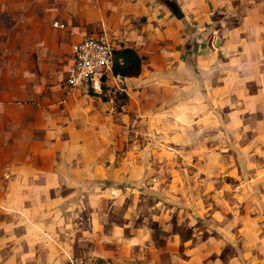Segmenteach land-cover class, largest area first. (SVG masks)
<instances>
[{
  "label": "crops",
  "instance_id": "crops-1",
  "mask_svg": "<svg viewBox=\"0 0 264 264\" xmlns=\"http://www.w3.org/2000/svg\"><path fill=\"white\" fill-rule=\"evenodd\" d=\"M59 2L58 13L37 18L45 28H33L36 40L59 36L69 48L98 30L115 49H134L140 74L111 69L103 90L137 89L170 127L119 111L104 128H83L60 107L65 77L62 93L56 84L20 97L17 77L5 88L0 75V264H68L72 255L107 264H264V0ZM0 8L15 13L7 1ZM124 120L141 122L133 142ZM149 151L183 156L191 175L146 182ZM224 177L233 182L223 185ZM180 193L189 204L178 206ZM228 245L233 254L224 256Z\"/></svg>",
  "mask_w": 264,
  "mask_h": 264
},
{
  "label": "rangeland",
  "instance_id": "rangeland-1",
  "mask_svg": "<svg viewBox=\"0 0 264 264\" xmlns=\"http://www.w3.org/2000/svg\"><path fill=\"white\" fill-rule=\"evenodd\" d=\"M1 1H7L10 8L15 11L12 15L9 14L10 10L5 11L0 8V75L4 79L2 86L5 88H7L6 86L10 88V85L16 87L15 77H17V80H19L17 89L20 97L31 93H48L51 89L50 86L56 84H58L57 86L62 93V87L64 88L63 78L65 77L63 70L71 57L70 47L63 46L62 38L54 35L52 37L53 39L48 40L42 38L43 43H39L36 37L39 36L40 33H33V28L37 30H39V28H45V24H42L37 18H40V16L42 17V13H58L57 11L60 10L58 6L62 5V2H59V0H0V3ZM57 20L58 19L52 18L50 26L54 29H62L63 23ZM94 32L97 33L101 31H90L87 34H92ZM111 41L114 46L116 42H113V40ZM39 83L41 84L40 86ZM42 85H44L46 89H44ZM105 89L106 90H103L100 95H93L83 90L69 89L68 87L66 89L64 88L63 96L65 101H62V97L60 98V107L65 109L66 114H68L71 119H82V121H77L82 122L83 128L90 127L94 124L98 125L100 128H104L108 117L113 119L112 115L115 114L116 116L119 111H123L126 115L136 119H141L143 116V118L148 121L150 128L154 127L155 123H157V127H170L168 120H156V116H153L157 113L155 110L156 104L145 102L144 98L140 97V93L136 91L137 89H133L127 84L123 85L120 83L119 86L111 84V86H106ZM75 121L76 120H74V122ZM129 122L130 121L127 122L124 120L121 122L120 126L121 129L126 128L127 131L131 129L132 134L129 142H133L135 138L137 139L135 131L139 128L141 122L139 124L137 123L138 121ZM120 133H123L122 130H120ZM138 153V151L133 150L129 153L127 152L131 157ZM124 154L126 153L121 150L116 153V157L120 158ZM169 154L170 153H168V155ZM144 155L146 159L152 162L151 165H147L145 170L146 178H144V180L146 182L149 181L151 175L158 176L161 174L162 178L173 175L179 181L182 177H187L188 174L191 175L189 170L193 167L185 163L186 159L181 155H178V157L184 160V162L176 159L172 161L170 156H165V153L158 155L156 152L149 151L148 153L145 152ZM178 176H180V179ZM212 177L219 178V175L216 174ZM194 181H196V179H194ZM224 181L233 182L232 179L224 177L223 180L221 179L223 185H225ZM193 183L190 185H196ZM181 185L186 188L189 186L186 182ZM199 186L200 185L194 187V190L197 191ZM154 191L157 193V190ZM153 195L154 194H150V192L147 196L145 195V204L152 202V198L155 197ZM168 195L169 194L165 196L170 198ZM227 198L228 196L226 199ZM229 199L230 198H228L227 201ZM177 200H179L180 203L178 206L190 203L186 201V196L184 194L180 195V198H177ZM230 200L232 201V199ZM231 201H228V203ZM228 203L225 204V211H231ZM214 211H218V209ZM241 211H244V209ZM233 251L234 247L228 245L223 251L224 256H226L225 253L230 255L233 254ZM248 261L247 259V261L245 260L243 262Z\"/></svg>",
  "mask_w": 264,
  "mask_h": 264
},
{
  "label": "built area",
  "instance_id": "built-area-1",
  "mask_svg": "<svg viewBox=\"0 0 264 264\" xmlns=\"http://www.w3.org/2000/svg\"><path fill=\"white\" fill-rule=\"evenodd\" d=\"M112 41L105 32L83 36L70 47L71 63L66 68L69 89L87 87L95 94L103 91L106 75L112 69ZM68 264H107L90 255H72Z\"/></svg>",
  "mask_w": 264,
  "mask_h": 264
},
{
  "label": "trees",
  "instance_id": "trees-1",
  "mask_svg": "<svg viewBox=\"0 0 264 264\" xmlns=\"http://www.w3.org/2000/svg\"><path fill=\"white\" fill-rule=\"evenodd\" d=\"M170 4V1H165ZM112 73L114 76L133 77L141 72L142 57L131 48L113 50Z\"/></svg>",
  "mask_w": 264,
  "mask_h": 264
},
{
  "label": "water",
  "instance_id": "water-1",
  "mask_svg": "<svg viewBox=\"0 0 264 264\" xmlns=\"http://www.w3.org/2000/svg\"><path fill=\"white\" fill-rule=\"evenodd\" d=\"M172 9H173L174 14L176 15V17H178V18H181V17H182V14L180 13L179 8H178L176 5H173V6H172ZM121 77H122V76H121Z\"/></svg>",
  "mask_w": 264,
  "mask_h": 264
}]
</instances>
